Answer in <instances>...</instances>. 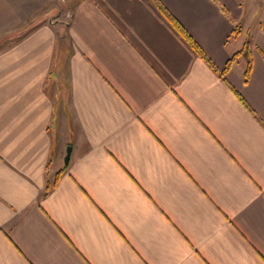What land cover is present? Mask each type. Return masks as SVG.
<instances>
[{"label":"crops","instance_id":"0c3cea01","mask_svg":"<svg viewBox=\"0 0 264 264\" xmlns=\"http://www.w3.org/2000/svg\"><path fill=\"white\" fill-rule=\"evenodd\" d=\"M157 2L216 72L153 0H0V264H264V0Z\"/></svg>","mask_w":264,"mask_h":264},{"label":"trees","instance_id":"16d2710c","mask_svg":"<svg viewBox=\"0 0 264 264\" xmlns=\"http://www.w3.org/2000/svg\"><path fill=\"white\" fill-rule=\"evenodd\" d=\"M155 2V5L157 6V9L163 14L168 21L171 23L173 28L177 31V33L185 40V42L189 45V47L195 52L196 55H198L201 59H203L210 68H212L215 72L216 69L213 66V64L209 61V59L205 56V54L202 52V50L197 46V44L189 37V35L183 30V28L166 12V10L157 2V0H153ZM240 32V27L236 26L233 30L232 35L236 36ZM240 56L247 57V68L244 72V80L245 82L248 80L252 62H251V56L249 52L248 42L244 44L243 48L238 51L237 53L233 54L231 58L226 63L224 69L220 72V76L223 77L224 74H226L232 67L233 63L239 58Z\"/></svg>","mask_w":264,"mask_h":264},{"label":"water","instance_id":"95a60500","mask_svg":"<svg viewBox=\"0 0 264 264\" xmlns=\"http://www.w3.org/2000/svg\"><path fill=\"white\" fill-rule=\"evenodd\" d=\"M69 156H70V149L67 150V154H66V157H65V164L68 163V161H69Z\"/></svg>","mask_w":264,"mask_h":264},{"label":"rangeland","instance_id":"374dc122","mask_svg":"<svg viewBox=\"0 0 264 264\" xmlns=\"http://www.w3.org/2000/svg\"><path fill=\"white\" fill-rule=\"evenodd\" d=\"M243 61H244L243 57H240V58L238 59V62H240V63H243Z\"/></svg>","mask_w":264,"mask_h":264}]
</instances>
